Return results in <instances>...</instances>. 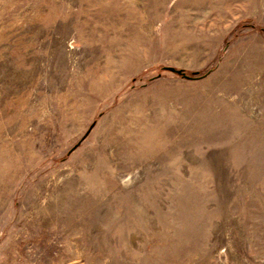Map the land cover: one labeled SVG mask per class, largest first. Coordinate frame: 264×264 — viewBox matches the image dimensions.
Segmentation results:
<instances>
[{
  "label": "rangeland",
  "instance_id": "obj_1",
  "mask_svg": "<svg viewBox=\"0 0 264 264\" xmlns=\"http://www.w3.org/2000/svg\"><path fill=\"white\" fill-rule=\"evenodd\" d=\"M0 264H264V0H0Z\"/></svg>",
  "mask_w": 264,
  "mask_h": 264
},
{
  "label": "water",
  "instance_id": "obj_2",
  "mask_svg": "<svg viewBox=\"0 0 264 264\" xmlns=\"http://www.w3.org/2000/svg\"><path fill=\"white\" fill-rule=\"evenodd\" d=\"M164 70L168 71V72H172V73L177 74V75H180L181 77L186 78V79H199L202 77H206L208 74L211 73V72H208L204 76H200L199 73H197V72L193 73L192 75H188L184 69H178V68L172 67V66H165Z\"/></svg>",
  "mask_w": 264,
  "mask_h": 264
}]
</instances>
